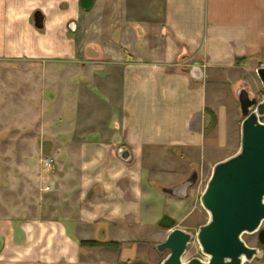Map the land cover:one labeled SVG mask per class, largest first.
<instances>
[{
  "label": "crops",
  "instance_id": "1",
  "mask_svg": "<svg viewBox=\"0 0 264 264\" xmlns=\"http://www.w3.org/2000/svg\"><path fill=\"white\" fill-rule=\"evenodd\" d=\"M81 1L0 0L4 54L54 56L69 32H107L96 50L106 60L82 64L92 77H77L76 109L92 118L61 128L58 170L33 205L0 216V264H129L149 255L143 238L156 240L161 188L186 194L189 179L178 175L197 168L195 156L235 146L240 121L221 86L264 65V0H95L90 10ZM61 101L73 107L68 94Z\"/></svg>",
  "mask_w": 264,
  "mask_h": 264
},
{
  "label": "rangeland",
  "instance_id": "2",
  "mask_svg": "<svg viewBox=\"0 0 264 264\" xmlns=\"http://www.w3.org/2000/svg\"><path fill=\"white\" fill-rule=\"evenodd\" d=\"M61 40L64 45L61 44V50L54 56L31 57L21 49L11 54L0 52V216L11 217L14 207L33 205V194L43 189L47 176L56 174L58 170L55 166L58 150L54 142L67 135L66 132H61V128H65L68 123L82 128L92 118L86 116L89 113L85 111L86 108L78 106V110L76 109L79 104L76 101L77 77L84 81V77H92L90 70L85 72L82 64L106 60V55L101 57L96 50L106 47L107 32H82L78 37L69 32ZM2 42L0 37V49L3 47ZM260 66L255 64L246 70L237 71L221 86V92L225 95L222 103L229 107L230 114L234 111L240 121L235 127L236 131L233 130L230 134L235 139L234 148L223 151L213 146L216 143L214 131L217 123L211 124L209 137L213 147L206 151L205 156H195L196 162L200 164L196 165L193 172L185 176L178 175L179 183L189 179L188 192L182 195L172 191V194L167 190L172 183L161 188L162 196L157 198L162 200L163 207L159 218L170 217L175 222V229H182L194 236L184 256L185 262L194 258L208 261L196 239L199 228L209 220L208 213L201 205V196L211 177L215 166L213 163L225 160L239 150L244 120L238 99L239 92L245 89L257 102L264 100V86L257 74ZM67 94L68 103L73 106L69 111L62 108L66 103L61 101V97L65 98ZM47 160L53 162L50 170L44 164ZM160 222L150 231V239L161 241L163 235L170 232L162 228ZM243 239L249 247L263 252L262 258L245 264H264V244L260 243L258 233L244 235ZM143 240L146 243L142 248L149 255H140L138 260L129 264H161L169 255V252H157L156 240ZM90 243L92 242L85 245L96 246Z\"/></svg>",
  "mask_w": 264,
  "mask_h": 264
},
{
  "label": "water",
  "instance_id": "3",
  "mask_svg": "<svg viewBox=\"0 0 264 264\" xmlns=\"http://www.w3.org/2000/svg\"><path fill=\"white\" fill-rule=\"evenodd\" d=\"M94 2L82 0L81 5L90 10ZM257 74L264 86V65ZM238 99L244 118L239 150L215 164L201 196L209 220L199 228L196 239L208 261H184L194 236L175 229L174 220L165 216L160 226L170 233L163 243L155 245L159 254L169 252L161 264H245L263 257V252L249 247L243 237L258 233L264 244V100L257 102L245 89ZM120 156L125 161L130 159L126 149Z\"/></svg>",
  "mask_w": 264,
  "mask_h": 264
},
{
  "label": "trees",
  "instance_id": "4",
  "mask_svg": "<svg viewBox=\"0 0 264 264\" xmlns=\"http://www.w3.org/2000/svg\"><path fill=\"white\" fill-rule=\"evenodd\" d=\"M212 124H215L216 125V123H217V121H216V117L213 115V113H212ZM84 244H86V243H84ZM90 244H92V245H98V243H96V242H92V243H90ZM110 246H113L112 244L110 245Z\"/></svg>",
  "mask_w": 264,
  "mask_h": 264
},
{
  "label": "built area",
  "instance_id": "5",
  "mask_svg": "<svg viewBox=\"0 0 264 264\" xmlns=\"http://www.w3.org/2000/svg\"><path fill=\"white\" fill-rule=\"evenodd\" d=\"M44 164L47 169H51L53 166V162L50 160L45 161Z\"/></svg>",
  "mask_w": 264,
  "mask_h": 264
}]
</instances>
